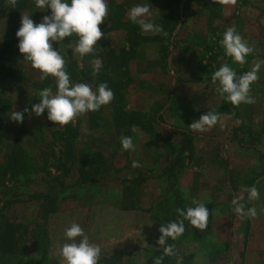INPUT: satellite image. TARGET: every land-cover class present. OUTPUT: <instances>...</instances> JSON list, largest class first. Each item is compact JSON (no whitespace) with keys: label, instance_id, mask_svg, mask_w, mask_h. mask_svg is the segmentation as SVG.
Here are the masks:
<instances>
[{"label":"rangeland","instance_id":"rangeland-1","mask_svg":"<svg viewBox=\"0 0 264 264\" xmlns=\"http://www.w3.org/2000/svg\"><path fill=\"white\" fill-rule=\"evenodd\" d=\"M222 2L107 0L108 15L99 26L105 37L93 54L81 58L74 53V36L62 41L72 82L95 89L96 77L102 76L114 93L92 123L88 112L64 126L49 121L46 113L31 118L25 114L23 123L9 120L8 113L38 103L39 90H55L54 78L33 69L19 53L17 41L16 59L0 78V173H6L0 177V208L17 198L4 211L40 237L41 245L36 244L43 263L65 264L60 252L63 233L75 222L101 247L104 264H145L157 249H135V223L137 246L146 243L147 235L146 244L154 246L159 237L145 234L146 215L159 229L161 223L177 219V208L198 199L207 204L209 225L200 231L185 221L179 245L178 239L168 240L174 255H165V264H264V0ZM143 4L162 33L143 32L129 21V10ZM30 14L38 23L48 11L41 12L35 0H28L21 16ZM228 28L253 48L244 65L234 63L220 46ZM54 47L59 49L58 44ZM96 60L102 68L93 75ZM223 64L238 75L260 65L249 93L254 103L233 106L216 91L219 85L212 83L211 75ZM209 110L219 114V122L206 131L192 130V121ZM122 136L131 137L134 150H122ZM211 137L225 144L209 142ZM18 148L31 168L9 163ZM49 149L60 160L50 155L51 173L46 174L40 155ZM223 149L229 154L225 161ZM134 161L138 167L132 166ZM82 165L96 168L85 181ZM61 181L65 186L60 187ZM252 187L259 199L250 201ZM49 189L58 196L56 210L46 215L45 206L28 199L26 192ZM241 196L245 209H257L256 217L242 219L233 212L231 201ZM131 206L137 208L130 214ZM25 245V254L33 255L32 242Z\"/></svg>","mask_w":264,"mask_h":264},{"label":"clouds","instance_id":"clouds-1","mask_svg":"<svg viewBox=\"0 0 264 264\" xmlns=\"http://www.w3.org/2000/svg\"><path fill=\"white\" fill-rule=\"evenodd\" d=\"M235 3V0H232ZM15 6L16 0H11ZM35 7L41 12L48 11L40 22H35L30 15H22L20 27L15 33L18 40V51L33 69L39 70L44 77L51 76L55 84L45 87L38 92V103L25 107L22 111L8 113L10 121L23 123L25 114L29 118L43 116L55 124L64 126L72 122L77 116L86 112H96L102 106L108 105L114 98L112 89L107 82L100 83L95 89L83 82L73 83L66 69V61L62 55L61 42L69 37H76L74 53L81 58L93 54L98 41L104 36L99 27L108 15L107 0H35ZM128 19L139 26L143 32L162 33L163 29L154 23L150 17L147 4L132 7L128 12ZM224 54L231 57L234 63L244 65L246 57L253 48L239 35L234 28H228L219 41ZM59 45V49L54 47ZM102 68V63L96 60L93 65V75ZM260 65L257 64L250 71L238 75L228 64L221 65L211 75L212 83L218 82L216 91L233 106L254 103L249 95L251 85L258 79ZM220 120L217 112L209 110L200 115L190 124L194 131H206L215 126ZM124 151L134 150L131 137L120 138ZM133 167H138L133 162ZM243 196L233 198V212L242 219L254 218L258 215L255 207L245 209ZM248 200L259 199V191L252 187L248 190ZM206 203L193 199L191 205L177 208V219L161 223L158 245L163 247L164 255H174V249L168 240L175 241L185 232V221L193 228L203 231L209 225V210ZM153 223V222H152ZM151 223V224H152ZM147 224V225H151ZM64 243L60 249L65 264H99L102 249L92 243L89 236L78 223H71L64 229ZM160 264V260L156 261Z\"/></svg>","mask_w":264,"mask_h":264},{"label":"trees","instance_id":"trees-1","mask_svg":"<svg viewBox=\"0 0 264 264\" xmlns=\"http://www.w3.org/2000/svg\"><path fill=\"white\" fill-rule=\"evenodd\" d=\"M28 0H16L15 6H12L11 0H0V78L4 75L5 71L7 70L9 64L11 61H14L16 59V44H17V38L15 36L16 31L20 27V17L21 12L25 10L27 7ZM173 11L168 12L170 18L173 17ZM172 16V17H171ZM213 16L216 17V15L213 14ZM120 21V20H118ZM97 80V86L102 83L106 82L107 79H104L102 76L96 77ZM1 102V101H0ZM120 110V107L118 108ZM122 110H120L121 112ZM97 112H88L90 122L94 121ZM10 128V127H9ZM182 136H187L185 133H180ZM20 147V146H19ZM19 150H23L21 148H18L16 151L14 150L11 155V161L9 163L14 164L15 166H18L21 169H25L26 167L31 168V161L28 159H23L20 155L21 152ZM50 155H53L54 157H57L58 160H60L59 156L55 153L53 149H49V151H41V162H43V169L42 171H45L46 174H50L51 172H47V164L48 157ZM84 161V160H83ZM89 160H85V163H87ZM94 162V160H93ZM9 165V164H8ZM59 169V168H57ZM81 170V178L83 181H85L86 177L90 175V171L96 172V168L94 170H86L85 166L80 167ZM36 171L40 172L38 168H36ZM88 172V173H87ZM5 170H3L0 173V177L5 175ZM89 174V175H88ZM91 177V175H90ZM89 177V178H90ZM46 178V177H45ZM47 181V180H46ZM53 183L48 181V184L51 185ZM64 181H61L60 187L65 186ZM24 184V183H23ZM28 185V184H27ZM26 185V188L28 187ZM5 189V192L8 193L10 189ZM27 198L33 201H40L42 205L45 206V214H49L53 212L55 209V201L57 200V196L53 192V190H47V191H31L26 192ZM14 195V193H12ZM15 195L17 193L15 192ZM17 198H12L11 200H8L5 202L4 206L0 208V264H45L42 262L41 257H43V254H41L39 247L36 243L41 245V241L39 240V236H34V233L31 231L30 227L25 224H21V222H17L14 220H11L9 218L4 209L6 206H9L11 204H15L17 202ZM137 207H132L129 209H136ZM40 235V234H39ZM26 241L32 242V246L34 247L33 255H26L27 247L25 245ZM31 246V247H32ZM152 259L147 261L145 264H156L157 260H160V264H165V255L163 251V247L160 249H157L153 251ZM40 253V254H39ZM107 259H100L99 264H104V261Z\"/></svg>","mask_w":264,"mask_h":264},{"label":"crops","instance_id":"crops-1","mask_svg":"<svg viewBox=\"0 0 264 264\" xmlns=\"http://www.w3.org/2000/svg\"><path fill=\"white\" fill-rule=\"evenodd\" d=\"M224 2L225 0H221V2ZM222 2V3H223ZM230 3H233L232 2V0H229V4ZM224 5V4H223ZM206 7V6H205ZM206 10H207V7H206ZM115 31L117 32L118 30H116L115 29ZM180 131H182V133L183 132H186V130H183V129H179ZM210 141L209 142H215V141H218V142H221L223 145L225 144V142H224V140L223 139H221L220 137H211V138H208ZM224 150V156H225V158L224 159H222V161H225V159L226 158H228L229 159V154H226V151H225V149H223ZM218 159H220V157L218 158ZM217 160V159H216ZM228 163V162H227ZM136 210V209H135ZM133 211H134V209H130V214L131 213H133ZM125 212H128V211H125ZM138 223V222H137ZM137 223H135V236H136V238H135V249L136 248H138V247H142V246H144V247H146V250H152L153 248H156V249H159L161 246L160 245H158V244H155L154 246H152V245H149V244H146L147 242H150V240L149 239H147V236H146V243L145 244H143V245H139V246H137L138 245V242H137V235H138V226H137ZM146 224H151L152 223V217L150 216V214H147L146 215V222H145ZM154 226H153V225ZM151 225H149L148 227H149V230L147 229L146 230V232H145V234H148V233H152V234H157V236L159 237L161 234H160V232H159V229L156 227V222H154L153 221V223H152ZM154 230H153V229ZM153 230V231H152ZM154 237V236H153ZM158 241V240H157ZM179 243H180V240L178 239L177 240V242H176V247H177V245H179ZM151 247V248H150ZM137 253V252H136ZM178 256H179V254H178ZM136 263H138V262H136Z\"/></svg>","mask_w":264,"mask_h":264}]
</instances>
